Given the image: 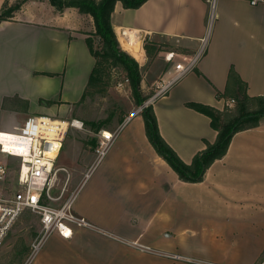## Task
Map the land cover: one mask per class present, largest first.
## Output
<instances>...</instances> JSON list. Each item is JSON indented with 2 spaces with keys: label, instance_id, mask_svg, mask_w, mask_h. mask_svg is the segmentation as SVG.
Instances as JSON below:
<instances>
[{
  "label": "crops",
  "instance_id": "1",
  "mask_svg": "<svg viewBox=\"0 0 264 264\" xmlns=\"http://www.w3.org/2000/svg\"><path fill=\"white\" fill-rule=\"evenodd\" d=\"M5 1L16 0H0V11ZM30 3L0 22V132L18 130L31 116L70 115L95 66L83 33L91 28L92 18L76 8L58 12L50 6L49 13L34 10ZM210 4V0H149L138 9H124L117 3L112 16L122 48L142 62L148 56L145 40L156 45L166 40L169 50L181 48L192 56L207 38L195 69L151 104L162 138L187 164L206 142L216 141L217 131L207 116L186 103L223 110L238 91L231 73L250 97L264 96V5L216 0L209 21ZM174 66L165 77L174 75ZM42 100L51 104H41ZM134 116L113 128L121 131L129 122H138L127 135L133 143L129 154H107L85 181L95 151L78 141V165L60 173L68 177L72 189L87 183L74 212L93 227H75L70 239L53 233L59 248L44 264H212L194 262L197 255L255 264L264 245L257 252L253 247L243 253L230 236L237 233L230 229L247 224L256 233L264 228V124L237 133L225 157L211 165L202 182L185 183L155 151L141 115ZM120 131L117 139L124 136L125 130ZM85 152L90 157L81 159ZM239 238L247 245L245 236ZM169 253L186 260L170 259L165 255Z\"/></svg>",
  "mask_w": 264,
  "mask_h": 264
},
{
  "label": "built area",
  "instance_id": "2",
  "mask_svg": "<svg viewBox=\"0 0 264 264\" xmlns=\"http://www.w3.org/2000/svg\"><path fill=\"white\" fill-rule=\"evenodd\" d=\"M210 1L209 18L212 19L216 0ZM244 1L251 6L264 5V0ZM206 43L205 37L201 40L199 51L192 56L180 55L176 52L167 53L168 62L176 61L175 73L167 82L162 80L156 82L152 97L140 110L166 95L173 85L195 69L205 52ZM137 61L139 63V60ZM128 83L129 79H120L116 83V88L122 90ZM234 102L233 99L228 100L226 106L232 107ZM70 128L80 131L84 128V124L76 119L63 121L45 115L31 116L18 130L0 132V153L19 161L17 185L21 187L20 190L7 194L6 181L10 169L8 161L0 160V248L16 221L26 210L38 214L41 221V231L30 245L28 257L23 264H31L34 261L53 233L59 234L63 239H70L75 227L90 229L93 227L86 218L74 212V204L81 187L71 191L59 204L56 203L59 198L52 195L54 180L58 173L62 171L67 173L65 168L56 167V163ZM120 128L114 132H100L95 148V161L86 172L84 181L109 153ZM65 188L66 186L64 190ZM142 250L151 249L143 247ZM169 257L176 260L183 259L180 255L170 254ZM258 264H264V256Z\"/></svg>",
  "mask_w": 264,
  "mask_h": 264
},
{
  "label": "rangeland",
  "instance_id": "3",
  "mask_svg": "<svg viewBox=\"0 0 264 264\" xmlns=\"http://www.w3.org/2000/svg\"><path fill=\"white\" fill-rule=\"evenodd\" d=\"M29 1L33 2L28 5L30 7H34L35 8L34 10L41 9L43 12L47 11L49 13H52L51 10L52 6L49 5L47 1H43V0H29ZM13 3L9 2V5ZM210 20L211 19L209 18V21ZM209 27H210V23H209ZM162 41L163 42L159 45H156L157 43L151 45L155 49L152 50L151 55L147 56L146 62H142L141 60L138 63L140 67L142 82H143L142 96L144 98L146 97L144 103H142L141 105L137 104L136 98L134 97L130 86V82L127 85H125L122 90H119L115 86V81L117 77L116 78L113 77L111 81L110 90L105 91L104 93H99V92L94 93L90 91V93L84 100L76 104L70 115H67L66 113L64 115L60 114V115H55L53 117L55 119L63 120V121H70L72 119H76L84 124V128L80 131L74 128H70L69 131L67 132V136L65 138L63 148L57 159L56 167H60V168L64 167L70 171L73 170L72 169L73 165L74 167L78 165L77 160L78 157H80V152H79L80 145L78 144V141L82 143L84 148L90 149L91 147H93V150L95 151V148L97 147V143L99 141V134L101 131H105V130L114 131L113 128L128 121L132 113H134L135 115L134 117H138L142 114L141 113L142 110L140 109L152 97L151 95H153L152 92H154L156 85V83H154L155 80L157 81L162 80V82H167L169 78L165 77L166 75L165 72L170 70L172 66L176 64V61L168 62L166 60L167 53L176 52L180 55H185V52L181 48H179V51L169 50V48L172 47L168 46L167 44L168 42L166 40H162ZM114 70L116 71L117 75H120V77L123 78L126 77L125 73L122 72L121 69H114ZM60 85H61V81L59 83V87ZM151 104L152 103H150V105ZM134 117L131 118L134 119ZM137 123H138L137 121L129 122L128 124L125 125V127L127 125L129 126H127L126 128L124 127L121 131L119 130L122 133L125 130L123 134L124 136H120L118 139L116 138L117 140H115V142L113 143L114 146L112 145L110 152L108 153L109 156L116 155L118 152L119 155H124V156H127L129 154V151L131 150L130 148L133 147V143L128 142L127 135L131 133L133 127L137 126ZM119 131H118V135H119ZM88 155L90 157V154L85 152L81 156V159L89 158ZM0 160H2L3 162L8 161L10 172L6 181V191L7 194L9 195L12 194L17 189L19 190L21 189V187H18L17 185V174H18L17 172H18L19 161L17 159L10 160L7 155L1 153H0ZM71 161H74V163ZM86 185L87 183L84 184L78 195V199L74 204L75 208H77V206L82 202V199L86 194L87 191ZM65 186H66L65 188L66 190H64ZM74 189H72V184L68 179V177H65V174L63 173H58L56 179L54 180L52 195L56 198H59V200L56 202L57 204H59L63 202L69 196L70 192L73 191ZM246 225L247 224L244 225L245 228L232 227L230 231L237 233V235L233 236L234 234L230 233V236L235 238L234 240L237 241L236 243L237 249L243 251V253H249V251L251 250L253 251V247H254V251L257 252L264 245V228H258L256 229V233L255 232L253 233L254 229H251L249 226ZM40 231H41L40 216L36 213L26 210L22 214V216L16 221L15 225L13 226L7 238L5 239L3 246L0 248V264H21V261L23 264L30 251V245L36 239ZM242 235L245 236L246 238L247 245L245 246L242 245L241 242H239L240 239L239 237H242ZM56 238H57L56 234L50 235V237L46 242V245H44L43 250L38 255V257H36L35 261L32 264H44L48 254L52 253L54 250L59 248L55 244ZM25 249H28L27 254L25 256L19 253ZM17 253L18 256L15 255ZM170 254L171 253L165 255L166 257L170 258L169 257ZM230 254L234 255V252ZM171 255H180V254L172 253ZM180 256L183 257V259L181 260H186L184 258L185 256L182 255ZM263 256H264V251L262 252L260 258L255 262V264H258L262 260ZM196 258L197 259H195L194 262L200 259L212 264H242L239 258H237L235 261H231L228 259L224 260L223 257H215L214 259H209L206 257V255L205 256L197 255ZM244 261L246 262V260Z\"/></svg>",
  "mask_w": 264,
  "mask_h": 264
},
{
  "label": "trees",
  "instance_id": "4",
  "mask_svg": "<svg viewBox=\"0 0 264 264\" xmlns=\"http://www.w3.org/2000/svg\"><path fill=\"white\" fill-rule=\"evenodd\" d=\"M27 1L29 0H17L10 5L8 1H5L0 11V22L12 19ZM43 1H47L58 12L66 8H76L85 17L92 18L91 28L86 29L83 33L86 35L88 49L95 59V66L81 101L88 96L90 91L104 93L110 90L112 78L117 77L115 86L120 79H129L137 104L144 103L146 97L142 96L143 82L139 64L134 57L122 48L113 28L112 16L117 3H121L124 9H138L149 0ZM151 45H154L152 41L145 40L144 49L147 55H151L152 50L155 49ZM114 69H121L126 77H120ZM231 78L234 79L238 89L232 107L225 106L223 110H218L199 102L185 104L187 108L207 116L210 119L211 127L217 131L216 141L214 143L206 142V148L197 153L189 164L182 161L162 138L152 105L142 108L141 117L143 118L148 140L157 154L168 163L179 179L185 183L202 182L206 171L211 165L225 157L231 141L237 133L264 124V96L250 97L247 94L246 86L239 78L232 73ZM43 103L51 104V102L42 100L41 104ZM27 251L28 249H25L19 253L25 256ZM15 255L18 256V253Z\"/></svg>",
  "mask_w": 264,
  "mask_h": 264
}]
</instances>
